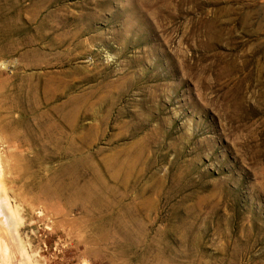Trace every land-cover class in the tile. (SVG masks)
<instances>
[{"label": "rangeland", "instance_id": "374dc122", "mask_svg": "<svg viewBox=\"0 0 264 264\" xmlns=\"http://www.w3.org/2000/svg\"><path fill=\"white\" fill-rule=\"evenodd\" d=\"M1 199L0 264H264V0H0Z\"/></svg>", "mask_w": 264, "mask_h": 264}, {"label": "bare ground", "instance_id": "6f19581e", "mask_svg": "<svg viewBox=\"0 0 264 264\" xmlns=\"http://www.w3.org/2000/svg\"><path fill=\"white\" fill-rule=\"evenodd\" d=\"M0 201H2V199H1ZM0 204H1V202H0ZM4 207H5V206H4ZM3 213H4V212H3ZM1 215H2V214H1ZM1 215H0V216H1ZM4 215H5V213H4ZM4 215H3V216H4ZM5 216H6V215H5ZM1 217H2V216H1ZM0 219H1V218H0ZM3 219H4V217H3ZM3 219H1V221H2Z\"/></svg>", "mask_w": 264, "mask_h": 264}]
</instances>
